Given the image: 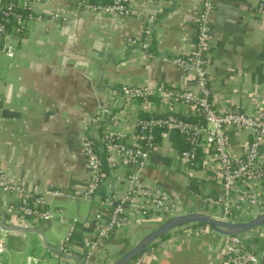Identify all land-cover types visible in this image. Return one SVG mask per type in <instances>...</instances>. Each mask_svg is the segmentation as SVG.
<instances>
[{"label":"crops","instance_id":"obj_1","mask_svg":"<svg viewBox=\"0 0 264 264\" xmlns=\"http://www.w3.org/2000/svg\"><path fill=\"white\" fill-rule=\"evenodd\" d=\"M201 8L202 0H158L155 5L134 6L157 19L152 59L129 44L143 39L144 19L92 12L74 0L33 1L34 17L26 23L15 57L6 54L0 39V166L11 184L31 195L53 189L74 194L75 199L64 203L68 210L73 203L78 215L55 220L47 233L48 245L60 251L70 228L75 227L64 257L47 249L39 235L25 233L42 221L18 218L12 207L20 195L0 192V210L6 215L0 213V241L5 240L0 264H78L77 259L85 258L95 238L96 216L102 214V222L107 224L111 214L101 206L105 191L93 201L82 198L91 177L82 137L92 133V120L104 106H111L120 119L127 117L117 129L127 135L129 145L138 138L129 117L166 114L159 99L125 107L123 99L116 96L114 103V92L123 86L195 87L193 73H184L160 58L192 53ZM56 13H65L66 18L52 19ZM211 28L205 61L214 108L258 114L264 107V12L258 10V0H216ZM7 43L15 45V40L11 37ZM173 113L194 120L184 105H177ZM106 129L115 128L107 126L99 132ZM228 138L235 155L242 154L251 140L247 130H231ZM157 141L141 182L164 188L183 213L220 218L222 211L205 203L207 197L226 198L206 157L200 154L192 168L182 157L188 146L179 134L159 132ZM183 145L185 150L181 151ZM132 168L119 172L126 175ZM126 185L116 183V192L123 194ZM256 192L264 197V181L256 186ZM165 221L152 214L118 228L94 251L89 264L113 263ZM17 227L23 230L14 231ZM221 238L207 226L182 227L153 245L155 251L148 264H220Z\"/></svg>","mask_w":264,"mask_h":264},{"label":"built area","instance_id":"obj_2","mask_svg":"<svg viewBox=\"0 0 264 264\" xmlns=\"http://www.w3.org/2000/svg\"><path fill=\"white\" fill-rule=\"evenodd\" d=\"M33 1L41 0H0V39L4 41L3 50L10 58L16 55L17 44L25 33L27 21L34 17ZM74 1L78 6H83L92 12L144 19L143 39L140 42L130 41L129 44L136 47L148 59L155 58L152 48L157 19L155 16H146L136 11L134 6L155 5L158 0H110L108 3ZM215 4L216 0H202L197 21L196 46L189 56L160 58L184 73H193L195 87L185 89L164 85L123 86L119 91L114 92L113 100L117 99L116 96H120L125 107H129L136 101L148 103L152 99H159L167 111L166 114L149 118L129 117L128 121L131 120L138 134L137 141L129 145L125 142L127 135L117 129L120 122L126 121L127 117L120 119L112 113L111 106H104L92 120L94 127L92 133L84 134L82 137V149L87 157L91 174L82 198L93 201L105 191L101 206L109 209L111 214L107 224L102 222V214L96 216L95 238L87 249L84 264L91 262L94 251L120 227L152 214L166 220L185 214L180 211L178 204L171 199L164 188L144 185L141 182V174L149 155L158 146L159 132L177 133L182 137L188 146V149L182 152V157L190 167L197 166L200 154L206 157L214 171L213 179L221 185L226 198L207 197L205 203L212 210H221L220 218L239 222L245 218L249 220L264 214V197L256 192V186L264 181L262 154L264 107L254 116L233 109L220 112L214 108L211 100L212 89L205 54L211 45V19ZM258 10L264 12V0H258ZM65 18V13L52 15L54 20ZM11 37L15 40V45L7 43ZM1 102L0 96V104ZM177 105L186 106L194 116V120L183 119L173 113ZM107 126H114L115 129L99 132ZM231 130H247L250 134L251 140L240 155L233 154L230 149L228 132ZM129 166L133 168L128 174L119 172ZM106 167L109 169V176L105 171ZM123 182L127 184L126 190L120 194L116 192L115 185ZM0 192L2 194L17 192L20 195L19 201L12 207L18 213L20 220L26 218H34L42 222L61 220L62 215L65 214L64 210H53L52 206L46 203L45 196L53 199H75L74 194L60 189H53L39 196L31 195L25 189L11 184L1 166ZM210 215L215 216V214ZM74 232L75 227H71L62 242L60 253L64 257L69 253ZM221 242L223 259L220 264H264V226L243 235H222ZM255 246H258V249H255ZM152 247L134 259L131 264H148L155 251ZM4 249L5 240H1L0 251L3 252Z\"/></svg>","mask_w":264,"mask_h":264},{"label":"water","instance_id":"obj_3","mask_svg":"<svg viewBox=\"0 0 264 264\" xmlns=\"http://www.w3.org/2000/svg\"><path fill=\"white\" fill-rule=\"evenodd\" d=\"M45 199L48 205H50L53 201H59V202L67 201L65 198L53 199L50 196H45ZM0 213L3 214L4 217H6L3 211L0 210ZM53 223L54 221L52 220L43 221L38 228L32 230L25 229L24 231L26 234L34 233L36 235H39L43 239L47 249L55 250L48 245V240H47V233L52 228ZM192 225L207 226L210 229H212L214 232L223 236L243 235L255 229L263 227L264 214L255 217L253 219H249L246 221H239V222L225 220L223 218L215 217L208 213H201V212L185 213L182 215H178L166 220L159 227L146 234L135 246H133L128 251H126L123 255H121L117 260H115L111 264H131L134 259H136L142 253H144L149 248H151L158 240H161L162 238L169 236L170 234H172L176 230H179L182 227H187ZM2 226L4 228V223ZM20 230L23 229H20L19 227L14 229V231H20ZM55 251L60 253L59 250H55ZM77 261L78 264H84V259H77Z\"/></svg>","mask_w":264,"mask_h":264},{"label":"rangeland","instance_id":"obj_4","mask_svg":"<svg viewBox=\"0 0 264 264\" xmlns=\"http://www.w3.org/2000/svg\"><path fill=\"white\" fill-rule=\"evenodd\" d=\"M53 203H54V205H52L53 210H56V209H63L64 210L65 214H63L62 217H67L68 215L72 216V217H74V216L78 217L77 213L75 212L76 206L73 203H69V205H68L69 210H68V208H66V204L64 202L54 201ZM245 219H248V218H245ZM245 219H243L242 221H245Z\"/></svg>","mask_w":264,"mask_h":264},{"label":"trees","instance_id":"obj_5","mask_svg":"<svg viewBox=\"0 0 264 264\" xmlns=\"http://www.w3.org/2000/svg\"><path fill=\"white\" fill-rule=\"evenodd\" d=\"M91 3H98V2H102V3H108L110 0H89ZM178 138H180L179 136H177ZM182 144H183V142H182ZM182 150H185V147H184V145H183V147H181V151ZM187 150V149H186ZM105 171H106V173H107V175L109 176V169L106 167V169H105ZM246 221V220H245ZM192 226H198V225H192ZM176 231H178V230H176ZM175 231V232H176ZM167 237V236H166ZM166 237H164V238H166ZM164 238H162V239H164Z\"/></svg>","mask_w":264,"mask_h":264}]
</instances>
